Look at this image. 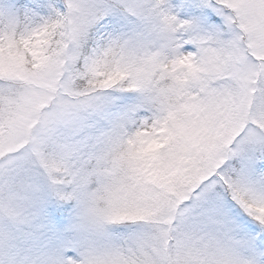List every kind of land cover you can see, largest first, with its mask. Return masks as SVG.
Masks as SVG:
<instances>
[{
  "label": "snow or ice",
  "instance_id": "6c2138e0",
  "mask_svg": "<svg viewBox=\"0 0 264 264\" xmlns=\"http://www.w3.org/2000/svg\"><path fill=\"white\" fill-rule=\"evenodd\" d=\"M0 264H264V0H0Z\"/></svg>",
  "mask_w": 264,
  "mask_h": 264
}]
</instances>
